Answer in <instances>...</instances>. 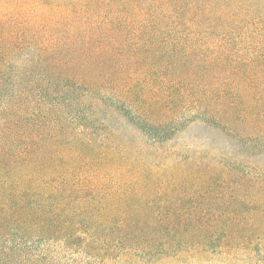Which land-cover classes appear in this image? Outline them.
<instances>
[{
	"label": "trees",
	"instance_id": "1",
	"mask_svg": "<svg viewBox=\"0 0 264 264\" xmlns=\"http://www.w3.org/2000/svg\"><path fill=\"white\" fill-rule=\"evenodd\" d=\"M46 1L0 4L1 211L30 228L61 196L51 234L114 262L130 185L251 184L223 245L264 264V225H236L264 209V0Z\"/></svg>",
	"mask_w": 264,
	"mask_h": 264
},
{
	"label": "rangeland",
	"instance_id": "2",
	"mask_svg": "<svg viewBox=\"0 0 264 264\" xmlns=\"http://www.w3.org/2000/svg\"><path fill=\"white\" fill-rule=\"evenodd\" d=\"M45 2L0 0V4ZM251 187L228 182L130 185L135 191L117 203L124 201L129 213L122 246L132 250L114 262L89 257L67 247L61 235L51 234L54 228L61 232L65 226V199L61 196L37 200L35 210L28 215L30 228L25 225L27 210L1 211L0 207V264H245L243 255L226 253L227 223L223 216L235 202H252L262 195ZM77 202L72 200V204ZM254 205L243 207L250 220L237 226L250 230L264 225V218L257 223L260 212ZM115 228L120 230V226Z\"/></svg>",
	"mask_w": 264,
	"mask_h": 264
}]
</instances>
